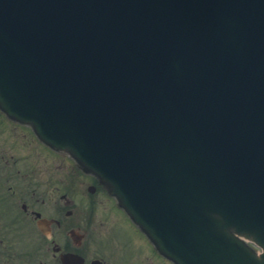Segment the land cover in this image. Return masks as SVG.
<instances>
[{"label": "water", "instance_id": "water-1", "mask_svg": "<svg viewBox=\"0 0 264 264\" xmlns=\"http://www.w3.org/2000/svg\"><path fill=\"white\" fill-rule=\"evenodd\" d=\"M0 105L179 264H264V0H0Z\"/></svg>", "mask_w": 264, "mask_h": 264}, {"label": "rangeland", "instance_id": "rangeland-1", "mask_svg": "<svg viewBox=\"0 0 264 264\" xmlns=\"http://www.w3.org/2000/svg\"><path fill=\"white\" fill-rule=\"evenodd\" d=\"M26 128V125L8 121L0 113V168L3 172L7 171L5 166H17L23 172L31 169L33 189H38V194L42 190H49L48 193L42 192L44 197H40V200H46V204L40 206H44L43 209L47 214L52 208L48 195L51 193L49 188L54 182L59 181L57 176L61 177L60 171H65L66 166H74V164L66 159L65 154L44 147ZM24 185V180L18 182L16 185L18 196L15 198L9 196L14 188L0 185V264H29V262L34 264L39 263L38 259L44 261L43 264H51L49 257L42 256L37 248V231L35 223H32L33 218L29 219L23 215L21 205L27 189L20 188ZM5 198L18 209L2 210L5 207L2 204L8 202L3 200ZM71 208L75 212L73 219L76 223L83 221L84 226L88 228V237L84 243V251L88 259L102 256L118 264H138L136 260L141 257L140 259L147 261L146 264H173L167 260L159 263L154 258L150 260L148 255H144L148 251L147 243L141 237V243L136 241L139 235L134 227L132 231L127 227L114 229L120 223V216L115 207L111 208L110 203L98 205L78 200ZM7 212L10 215H7ZM21 214L29 220L28 228L25 221L17 216ZM10 233L12 235H9Z\"/></svg>", "mask_w": 264, "mask_h": 264}, {"label": "flooded vegetation", "instance_id": "flooded-vegetation-1", "mask_svg": "<svg viewBox=\"0 0 264 264\" xmlns=\"http://www.w3.org/2000/svg\"><path fill=\"white\" fill-rule=\"evenodd\" d=\"M5 167L7 168L6 172L0 168V185L14 188L9 196L15 198L18 196L16 189L18 186L16 185L19 181L24 180L25 185L20 188L21 190L27 189L24 194V202L21 205L23 215L29 219L33 218L32 223H35V230L37 231V248L41 251L42 256L49 257L51 264H62L61 255L65 253L80 254L85 258V262H88L83 244L88 235V228L84 226L83 221L76 223L73 219L75 212L71 208L77 204L78 200L97 203L98 205L110 203L111 208L115 207L120 216V223L117 225L125 227L126 222H128L127 217L119 210L106 187L94 176L79 171L76 166H66L65 171H60L62 172L61 177L57 176L59 181L54 182L53 186L49 188L51 193L48 195H50L49 200L52 208L47 214L43 209L44 206H40L46 204V200H40V197H44L42 192L48 193L49 190H42L38 194V189H33L34 182L31 169L23 172L17 166ZM29 179L31 180L29 181ZM5 209L15 211L18 208L15 204H11L7 205ZM26 217L24 218L25 222L30 224ZM78 238L81 239V243L76 242L79 240ZM37 258L40 257L37 256ZM38 260L39 263L35 262L36 264H43L44 261Z\"/></svg>", "mask_w": 264, "mask_h": 264}]
</instances>
